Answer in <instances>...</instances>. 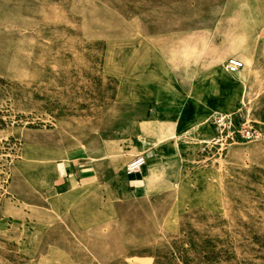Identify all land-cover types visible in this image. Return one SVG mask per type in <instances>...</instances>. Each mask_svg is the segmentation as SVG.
I'll return each mask as SVG.
<instances>
[{
	"label": "rangeland",
	"instance_id": "rangeland-1",
	"mask_svg": "<svg viewBox=\"0 0 264 264\" xmlns=\"http://www.w3.org/2000/svg\"><path fill=\"white\" fill-rule=\"evenodd\" d=\"M0 264H264V0H0Z\"/></svg>",
	"mask_w": 264,
	"mask_h": 264
},
{
	"label": "built area",
	"instance_id": "built-area-1",
	"mask_svg": "<svg viewBox=\"0 0 264 264\" xmlns=\"http://www.w3.org/2000/svg\"><path fill=\"white\" fill-rule=\"evenodd\" d=\"M225 68L227 70V72L231 73V74H236L238 73L240 70H242L244 68V62L243 60H241L240 58L237 57H231L227 60L226 64H225ZM215 123H218L219 125H222L224 122V117L223 116H215L214 120ZM251 132L250 131H246L245 136L246 137H251ZM139 166H135L132 169L138 168Z\"/></svg>",
	"mask_w": 264,
	"mask_h": 264
},
{
	"label": "bare ground",
	"instance_id": "bare-ground-1",
	"mask_svg": "<svg viewBox=\"0 0 264 264\" xmlns=\"http://www.w3.org/2000/svg\"><path fill=\"white\" fill-rule=\"evenodd\" d=\"M144 162V159L143 158H140V159H137V160H134L131 164H130V168L132 169L133 167L135 166H140L143 164Z\"/></svg>",
	"mask_w": 264,
	"mask_h": 264
},
{
	"label": "crops",
	"instance_id": "crops-1",
	"mask_svg": "<svg viewBox=\"0 0 264 264\" xmlns=\"http://www.w3.org/2000/svg\"><path fill=\"white\" fill-rule=\"evenodd\" d=\"M224 83H226V81H224Z\"/></svg>",
	"mask_w": 264,
	"mask_h": 264
}]
</instances>
